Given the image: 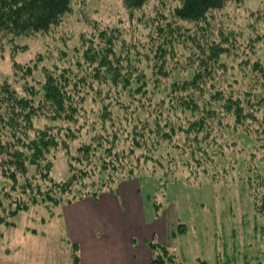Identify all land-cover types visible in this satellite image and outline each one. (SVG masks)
I'll list each match as a JSON object with an SVG mask.
<instances>
[{
	"label": "trees",
	"instance_id": "obj_1",
	"mask_svg": "<svg viewBox=\"0 0 264 264\" xmlns=\"http://www.w3.org/2000/svg\"><path fill=\"white\" fill-rule=\"evenodd\" d=\"M149 1L124 0V4L130 10H139ZM72 2L0 0V32L5 37L47 32L71 11ZM227 2L179 0L170 10L172 20H163L158 25L153 23L157 38H154V46L148 47L150 52L154 51L157 60L152 65L153 85L150 90V79L145 76V63L138 46H132L122 39L118 27L101 24L96 25L102 28L95 36L89 40L83 39L84 46L79 50L81 60L75 66L78 72H83L80 78L69 67L61 70L45 68V76L41 79L29 70L26 74L31 77V83L26 82L28 76L17 72L11 80L0 81V176L7 180V184L0 183V191L4 190L3 198L7 201L0 198V236L4 226L14 225L10 218L28 210L30 204L54 206L73 202L86 194L110 189L120 175L124 178L137 176L149 160H155L153 153L156 147L160 148L159 153L162 152L163 158L167 156L172 159L174 151L178 152L180 157H184V165L191 163L195 166L194 162L185 160L186 155H192L201 170L206 165L223 167L227 176L232 169H237L238 160L234 157L229 161L224 149L216 148L222 147V142L216 147L212 144L213 138L217 136L210 121L214 116L213 102L225 101L221 107L225 112L220 111L223 112L222 116L234 111L235 123L231 127L233 134L239 128L245 133H252L243 125L249 116L256 117V112L264 107V68L256 64L249 71L244 68L249 78L248 87L233 88V85H240V80H231L234 67L228 74V63L222 58L224 55L226 58L231 56L237 43L243 42L240 40L241 33L236 32L231 38L220 31L213 38L215 32L209 21L210 13L223 8ZM163 16V13L159 15ZM179 20L194 22L198 29L191 32V28L183 26ZM180 56H187L186 64L195 65L198 72L185 85L187 79H178L176 76L166 89L164 82L171 81L175 69L165 63L169 57ZM13 77L21 78L23 86L21 84L17 88ZM180 80L183 81L181 86ZM208 83L214 85V88L215 85H223L220 89L227 91L225 97L215 95L210 99L208 92L204 94L202 90V87L205 90L210 87ZM99 84L104 87L100 111L97 112L96 120H89L88 116L85 117V102L92 89ZM190 85H193L197 94L187 91ZM178 91L187 93V97L182 99L181 95L176 94ZM232 91L242 94L233 100ZM261 117L263 130H253L263 131L264 135V115ZM150 119L155 123L156 142L155 139L149 142L152 135L145 134ZM207 122L212 128L205 130ZM231 125L230 122L225 126L221 123L223 129H229ZM82 127L93 131L98 129L100 133H93L88 143L78 147L77 155L69 156L72 171L70 177L63 181L56 180L51 175L53 160L61 148L70 153L69 142L80 136ZM254 132L252 134L261 139L262 133ZM196 135L209 136L196 141ZM224 142L231 143L228 144L230 148H227V152L237 145L236 141ZM218 156L223 160L220 166ZM263 172L264 168L256 172V184L250 182L254 185L255 201L258 196L263 200L262 196L255 195ZM255 201L257 211L264 215V202L262 208H259ZM151 245L156 254L152 263H176L174 255L170 254L166 246L160 243ZM78 251L76 244V263H79Z\"/></svg>",
	"mask_w": 264,
	"mask_h": 264
},
{
	"label": "rangeland",
	"instance_id": "obj_2",
	"mask_svg": "<svg viewBox=\"0 0 264 264\" xmlns=\"http://www.w3.org/2000/svg\"><path fill=\"white\" fill-rule=\"evenodd\" d=\"M72 1L71 11L58 25L53 26L47 32L20 37L15 35L5 37L0 32V81L11 80L15 72L28 76L26 73L29 70L41 79L45 76V68L61 70L69 67H72L73 72L80 78L83 72H78L75 66L81 60L79 50L81 46H84L83 39L89 40L95 36L102 28L96 25L101 24L118 27L122 32V39L132 46H138L145 63V76L150 79L148 80L150 83L147 81L150 90L153 85L152 65L157 60L154 51L150 52L148 47L154 46V38H157L156 27L153 23L158 25L172 20L173 14L170 10L179 3V0H150L139 10L128 9L124 0ZM161 13L164 14L163 17H159ZM149 19L152 20V24ZM209 21L215 32L213 38L220 31H224L231 38L234 33H241L240 40L243 42L237 43L231 56L226 58L224 55L222 59L228 63V74L234 67L233 75L230 76L231 80H240V85H233V88L240 89L241 86L247 88L249 78L244 68L249 71L254 64L264 68V0H228L223 8L210 13ZM180 23L191 28V32L193 29H198L194 22L181 21ZM168 59L165 64L173 67L175 71L171 81L164 82L166 89L176 76L178 79H187L185 85L189 84L188 81H191L194 73L198 72V69L194 68L195 65L186 64L187 56L169 57ZM28 79L26 82L29 83L31 77L28 76ZM13 82L19 88L23 80L13 77ZM182 82L179 81V86ZM208 85L211 88L208 87L205 90L202 87V90L204 94L208 92L210 99L215 95L225 97L227 91L223 92L220 89L223 85L220 87L215 85V88L212 84L208 83ZM103 89L104 87L100 84L95 86L85 102V117L88 116L89 120H96L98 117L97 112L100 111ZM187 91L197 94L193 85H190ZM181 93L178 91L176 94L181 95L182 99L187 97V93ZM232 93L233 100H237L238 95L242 94L234 91ZM147 100H149L148 97ZM224 102V100L213 102L214 116L210 121L217 135L213 138L212 144L216 147L222 142V147L216 148L224 149L229 161H232L234 157L238 160L237 169H232L229 175L226 176L223 167L206 165L204 170H201V167L196 165V159L190 154L185 156V160L194 162L195 166L191 163L182 164L184 157H180L175 151L173 155L176 158L173 155L172 159L167 156L163 158L161 157L162 152L159 153L160 148L156 147L157 150L153 153L156 156L155 160H149L137 176L124 178L120 175L121 177L112 184L110 189L98 191L97 194H86L82 198L106 200L104 195L112 194L120 199L122 190L133 186L138 188L145 201V207L140 210L147 221V226L144 224V227L139 229L140 234L136 240L140 242L146 236L145 239L148 238L150 242H161L168 248L170 254L174 255L176 261V263L169 261L168 264H264V215L257 211L258 207H255L254 185L250 184V182L256 184L258 181L256 172L264 168L263 131L254 132L253 130L255 128L263 130V117L261 116L264 115V107L260 108V112H256V117L249 116L243 125L252 133H262L259 139L257 135L245 133L241 128L234 134L232 133L231 127L235 123V116L232 114L234 111L222 116L221 113L225 110L220 111H222L221 107ZM256 119L258 121H255ZM150 121L145 134L152 135L149 142L153 139L156 142L155 123L153 119ZM228 122L232 125L229 129L225 127L223 129L221 123L225 126ZM209 127L211 126L207 122L205 130ZM82 129L78 138L71 139V141L68 139L70 153L68 154L66 149L61 148L53 160L51 175L56 180L63 181L70 177L72 171L69 156L77 155L78 147L83 143H88L93 133H100L98 129H94L95 131L85 127ZM204 137L196 135L194 140L198 141ZM225 140L236 141L237 145L227 152V148H230L228 144L231 143H225ZM261 145L263 146L260 148ZM235 149H237L236 152H234ZM218 157H220L218 159L220 166L223 160L221 156ZM0 183L7 184V180L0 176ZM259 185L255 195L262 196L263 200L258 196L255 202L259 208H262L264 174L259 180ZM95 189L97 188H92V190ZM3 191H0V198L7 203L3 198ZM26 200L29 201V199ZM30 206L28 210L21 211L15 217L10 218L14 225L4 226V231L0 236V261L6 255L5 251L8 248L12 250L18 245H24L27 248L30 244L36 245L41 250L47 249L49 252L50 244H46L45 236L61 234V231L50 229L52 224L54 225L53 221L59 217L60 205L46 206L43 203L30 204ZM109 206V220H103V222H108L111 227L114 225L111 214L117 213V208L112 207V204ZM64 227L66 228L65 225ZM61 229L62 226H60ZM33 231L39 234H34ZM152 231L154 234H150ZM174 232L176 236H172ZM35 236H37V239L35 238L38 240L37 244L33 242ZM13 256L14 254L11 255V260Z\"/></svg>",
	"mask_w": 264,
	"mask_h": 264
},
{
	"label": "crops",
	"instance_id": "obj_3",
	"mask_svg": "<svg viewBox=\"0 0 264 264\" xmlns=\"http://www.w3.org/2000/svg\"><path fill=\"white\" fill-rule=\"evenodd\" d=\"M104 196L106 200L80 198L61 204L59 217L53 221L56 226L54 228L52 224L50 228L61 231V234L45 236L44 239L50 244L49 252L36 245L30 244L29 248L18 245L5 251L0 264H154L156 254L151 243L156 242H150L146 236L140 242L136 240L139 229L144 224L147 226L140 210L145 207V201L139 189L133 186L122 190L120 199L112 194ZM109 204L117 208V213L111 214L114 220L111 227L105 222L109 220ZM172 234L176 236L175 232ZM36 237L33 242L37 244ZM76 244L79 263L74 256ZM12 254L13 260L10 259Z\"/></svg>",
	"mask_w": 264,
	"mask_h": 264
}]
</instances>
